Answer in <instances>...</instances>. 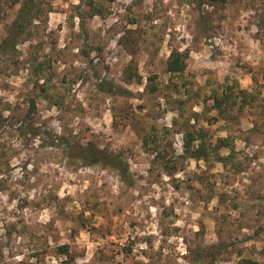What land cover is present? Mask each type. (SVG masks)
<instances>
[{
    "label": "rangeland",
    "instance_id": "374dc122",
    "mask_svg": "<svg viewBox=\"0 0 264 264\" xmlns=\"http://www.w3.org/2000/svg\"><path fill=\"white\" fill-rule=\"evenodd\" d=\"M24 1L0 0V264H264V0H39L5 47Z\"/></svg>",
    "mask_w": 264,
    "mask_h": 264
},
{
    "label": "trees",
    "instance_id": "16d2710c",
    "mask_svg": "<svg viewBox=\"0 0 264 264\" xmlns=\"http://www.w3.org/2000/svg\"><path fill=\"white\" fill-rule=\"evenodd\" d=\"M40 3L39 0H25L15 17L12 23L7 26L6 34L3 39V45L5 47L14 48L17 45V41L22 37V35L27 31L28 27L33 24L34 18L37 16L38 18V10ZM38 7V8H37ZM37 9V12L34 10ZM186 54L181 53L180 51L173 50L171 56L168 59L167 69L169 72L176 73L185 70L186 68ZM104 84V83H103ZM112 85V83H109ZM106 85V83L104 84ZM110 85V86H111ZM114 86V85H112ZM242 94H246V91L241 90ZM236 93L233 87H228L222 95L214 94L211 99L214 101V108L218 109L219 111L224 110L228 106V102L231 99H234ZM35 133L38 134V131L35 130ZM59 137H55L58 139ZM202 135H193L192 132L188 133L187 135V143H186V151L190 152L192 148V143L197 140L201 139ZM65 146L68 147L69 152L76 158H80L83 161L87 162L88 164H97L98 162H104L106 165L112 166L116 169H119L122 173V177L124 180H127L130 177V171L128 164L122 161L119 157L114 156L111 153H106V151L94 148V147H85L82 145H74L71 142H67L66 139L60 137V139ZM228 143L226 139H220L218 143V148L222 146H226L225 144ZM206 147L204 144L200 143L198 148L194 149L191 154L196 158H201L205 153ZM62 252L65 254H69L67 245L61 247ZM238 264H253L251 260H243Z\"/></svg>",
    "mask_w": 264,
    "mask_h": 264
}]
</instances>
